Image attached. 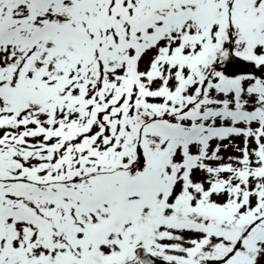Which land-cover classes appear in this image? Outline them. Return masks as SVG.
I'll list each match as a JSON object with an SVG mask.
<instances>
[{
    "label": "snow or ice",
    "instance_id": "snow-or-ice-1",
    "mask_svg": "<svg viewBox=\"0 0 264 264\" xmlns=\"http://www.w3.org/2000/svg\"><path fill=\"white\" fill-rule=\"evenodd\" d=\"M0 264H264V0H0Z\"/></svg>",
    "mask_w": 264,
    "mask_h": 264
}]
</instances>
